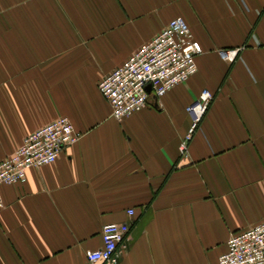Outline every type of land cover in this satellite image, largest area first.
<instances>
[{"label":"crops","instance_id":"0c3cea01","mask_svg":"<svg viewBox=\"0 0 264 264\" xmlns=\"http://www.w3.org/2000/svg\"><path fill=\"white\" fill-rule=\"evenodd\" d=\"M176 17L196 73L116 121L97 84ZM60 117L78 143L0 188V264H106L86 253L108 223L130 227L116 264H218L264 220V0H0V162Z\"/></svg>","mask_w":264,"mask_h":264},{"label":"built area","instance_id":"2783aa9c","mask_svg":"<svg viewBox=\"0 0 264 264\" xmlns=\"http://www.w3.org/2000/svg\"><path fill=\"white\" fill-rule=\"evenodd\" d=\"M186 26L181 17L174 18L97 84L116 121L121 123L124 118L145 108L149 95L159 99L196 73L195 58L202 50ZM236 52L225 50L219 55L232 62ZM197 96L185 107L189 128L178 147L181 156H186L189 141L213 99L206 89ZM71 124L68 118L60 117L28 134L15 152L0 162V188L23 183L30 169L54 163L64 149L77 144L81 135ZM2 208L4 202L0 196V210ZM127 215L133 216V211L128 210ZM129 230L127 223L103 225L100 231L102 244L99 249L86 253L87 262L116 264L129 239ZM226 243L227 250L219 257L218 264H264V220L231 234Z\"/></svg>","mask_w":264,"mask_h":264},{"label":"water","instance_id":"95a60500","mask_svg":"<svg viewBox=\"0 0 264 264\" xmlns=\"http://www.w3.org/2000/svg\"><path fill=\"white\" fill-rule=\"evenodd\" d=\"M147 90H149V88H147Z\"/></svg>","mask_w":264,"mask_h":264}]
</instances>
